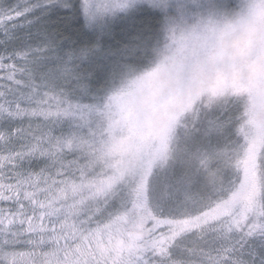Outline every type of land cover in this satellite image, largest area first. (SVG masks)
<instances>
[{"label":"snow or ice","instance_id":"obj_1","mask_svg":"<svg viewBox=\"0 0 264 264\" xmlns=\"http://www.w3.org/2000/svg\"><path fill=\"white\" fill-rule=\"evenodd\" d=\"M0 264H264V0H0Z\"/></svg>","mask_w":264,"mask_h":264}]
</instances>
